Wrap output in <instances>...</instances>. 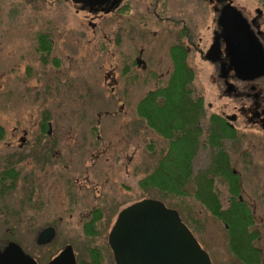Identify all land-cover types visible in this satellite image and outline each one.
<instances>
[{
	"label": "rangeland",
	"instance_id": "rangeland-1",
	"mask_svg": "<svg viewBox=\"0 0 264 264\" xmlns=\"http://www.w3.org/2000/svg\"><path fill=\"white\" fill-rule=\"evenodd\" d=\"M169 1L167 14L189 24L192 22L196 37L201 36L202 46L208 47L213 19L211 7L203 8L198 0ZM149 2L125 0V4L130 5V13H125L128 20L123 22L116 13L87 11L71 0H0V125L5 129V137L0 141V169L14 165L19 173L16 180L7 181L10 187L4 190L5 198L0 200V239L12 234L13 238L23 240L27 249L39 256L41 263L46 262L45 254L51 255L65 242L78 243L76 235L80 229L75 223L77 217L69 219L67 213L60 221L45 218L39 222L28 214L25 173L28 165L40 163L35 159L36 149L47 148L51 154L59 151L57 163H73L79 167L83 160L90 158L92 151L103 148L105 154L96 163L115 165L110 172L117 179L115 187L128 195V201L122 206L117 202L121 199L119 194L110 198L109 208L114 213L109 214L108 224L128 203L156 198L178 211L208 252L211 264H232L229 260L233 254L231 237L225 234L224 224L192 195L167 198L155 190L143 193L138 186L154 171L168 147L167 141L138 117L135 103L148 91L158 88L153 87V83L159 86L167 83L168 48L179 35L178 28L172 26L170 30L167 28L170 25L152 17L151 8H147ZM232 4L246 17L255 15V8L260 7L259 0H232ZM157 11L162 16L166 14L160 7ZM140 17L142 20H138ZM40 32L48 33L52 44L46 64L37 51ZM140 49H143L142 58L148 59L149 73L148 70H134L135 82L132 71L131 76L121 77L125 60L131 64ZM53 59L58 60L57 65ZM188 62L196 73L193 89L203 97L207 112L216 114L224 101L229 102L226 111L231 112L230 101L217 98L211 63L194 51L188 55ZM107 74L118 81L113 89L108 85ZM123 89L129 93L126 99L122 98ZM45 118L46 125L47 122L51 125L50 128L46 126L45 132L50 130V134L42 133L40 127ZM96 124L99 129L94 128ZM246 132L251 141V155L242 159H250L253 164L237 165L236 169L241 175V199L253 212V231L259 235L253 244L262 249L264 259V130L254 125ZM22 136L26 138L23 143L19 141ZM65 157L67 159L63 160ZM197 163L205 164V159ZM219 180H216V187L225 205L227 186ZM61 183L59 179L58 185ZM188 189L192 194V189ZM50 190L57 192L53 186ZM35 203L32 202L31 207H35ZM50 223L58 230L52 247L37 249L31 235H22L26 229L36 230ZM6 230L11 233H5ZM108 231L109 227L106 233ZM103 240L105 237L100 243ZM110 260L112 262L111 255Z\"/></svg>",
	"mask_w": 264,
	"mask_h": 264
},
{
	"label": "flooded vegetation",
	"instance_id": "flooded-vegetation-1",
	"mask_svg": "<svg viewBox=\"0 0 264 264\" xmlns=\"http://www.w3.org/2000/svg\"><path fill=\"white\" fill-rule=\"evenodd\" d=\"M198 2L203 3V8H209L210 6L213 12L211 40L209 46L205 48L202 46V37H196L195 31L192 29V22L189 24V22L187 23L183 19H177L167 14L170 4L169 0H150L147 8H151L152 12L149 11V13L151 12L152 17L159 18V21L170 25V27H167L170 30L174 26L179 30V35L175 37L176 42L170 43L168 48L169 57L167 56V60L169 72L167 83L164 86H159L155 82L152 86L169 87L168 82L175 72V66L178 63L181 65L184 60L196 76L194 69L188 62V55L191 51H194L201 59L211 63L214 67L217 98L220 100L225 98L232 104L231 112L226 111L229 108V102L225 101L216 111V145L221 146L218 150L224 151L231 163L233 172L238 173V176L241 178L236 166L253 164L250 159H242L243 156L251 155L249 153L251 141L248 140V133L246 131L248 127L251 128L254 125L264 130V5L260 3V7L255 8V15L246 17L232 4V0H198ZM228 4L240 12L245 23V28L239 29L236 28V23L231 22V33L237 36H239L238 34L241 35L242 32L250 33L254 40L253 45H250L248 42H244L243 44L239 42L240 44L237 45L238 49L237 47L228 45L227 34L223 29L221 21V16L227 15L225 8H227ZM124 5H126L125 0H108L100 6L86 7L84 9H87V11H105L106 15L116 13L121 16L123 22H127L128 18H125V12L121 11ZM157 7L166 12L165 16L158 13ZM129 13L130 11L127 12V15ZM138 20H142V18L140 17ZM196 38L197 41H195ZM176 46H184L185 54L183 51L176 49ZM142 53L143 49H140L138 54L132 58V66L125 60L120 72L121 77L125 78L126 75L131 76L130 71H132V80L135 82L136 75H134V70H148L149 73L151 68L148 69V59L142 58ZM128 67L130 70L127 69ZM107 76L110 78L108 85L113 89V85L118 81H115L111 74H107ZM193 81L194 79L191 85L181 87H195ZM127 97H129V93L123 89L122 98L126 99ZM138 103L139 100L135 103L136 114V105L138 106ZM244 118L246 120L242 124L241 121ZM46 126L50 128L51 125L47 122ZM94 128L99 129V125L96 124ZM45 133L50 134V130ZM23 134L26 135L27 131H23ZM19 141L25 142V136L20 137ZM36 151L38 155L36 158H33L40 163L28 165V170L25 173L24 196L26 197L25 204L28 205L27 212L30 217L37 218L38 222L45 218L58 219L60 221L66 213L69 219L77 217L75 223L80 229L76 235L78 243L65 242L61 247L52 252L51 255L45 254L44 258L46 262L41 263L38 258L39 256L37 257L29 251L26 244H23V240L20 241L13 238L12 234H10L11 236L3 237L0 239V242L10 240L17 243L37 264H48L67 246L72 247L76 264H115L113 252L108 243L110 230L119 212L124 207L141 199L130 202L120 208L115 214L113 222L108 224L107 219H110L108 216L114 211H111L109 208L110 198H114L116 194H119L121 199L117 202L119 206H122L125 204L128 195L118 192L115 187L117 179L110 173L115 169V165L96 163L105 154L106 149L98 148L96 151H92L89 156L90 158L83 160L84 162L80 163L79 167L73 163H57L56 160L58 158L56 156L61 154L59 151H54L53 154L47 148L43 150L36 149ZM30 155L32 156V154ZM66 159V157L63 158V160ZM69 160H72V158L70 157ZM5 168L11 169L14 168V165L10 167L5 165L0 169V172L5 170ZM59 179H62L61 185H58ZM219 179V181H223V179ZM2 184V180H0V188H2ZM6 184L9 185L7 181ZM51 186L57 188L56 193H52V190H50ZM138 186L140 188V182ZM4 194L5 192L0 191V200L5 198ZM32 202H36L35 207H31ZM107 227H109L108 233H106ZM224 227L225 234L227 235L230 230L227 225H224ZM26 230L25 232L22 231L24 234H19L31 235L37 249L55 245L58 230L52 223L42 225V227L36 230L30 228ZM5 233H11V230H6ZM192 233L197 239L196 234ZM102 237H105V241L103 240V243H100ZM252 249H259V252L243 253ZM232 252L233 254L230 253L232 255L229 258L232 264H264L262 249L252 243L238 244L234 246Z\"/></svg>",
	"mask_w": 264,
	"mask_h": 264
},
{
	"label": "trees",
	"instance_id": "trees-1",
	"mask_svg": "<svg viewBox=\"0 0 264 264\" xmlns=\"http://www.w3.org/2000/svg\"><path fill=\"white\" fill-rule=\"evenodd\" d=\"M259 1L264 5V0ZM129 9L130 5L126 4L121 11L126 13ZM37 39V51L46 64L52 51L50 36L40 32ZM175 48L184 54L186 52L184 46ZM53 62L58 64L57 59H53ZM194 77L193 70L184 60L181 65L178 63L175 66V72L168 82L169 87L150 90L139 100V118L165 139L168 147L159 158L154 171L140 181V189L146 194L155 190L167 198L192 195L214 218L228 226L230 248L234 250V246L238 244H253L259 235L256 230L253 231V212L240 199L241 178L238 173L233 172L224 151L218 150L221 146L216 145V114L207 112L202 96L193 87H181L191 85ZM46 120L47 118L41 121L42 132H45ZM4 137L5 129L0 125V141ZM202 158L205 159V164H196ZM18 174L15 168L3 170L0 175L3 183L0 191L7 190L10 186L6 181L16 180ZM219 178L227 186L228 201L225 205L222 203L219 187H216V180ZM188 188L192 189V194ZM250 251L243 253H258L259 249Z\"/></svg>",
	"mask_w": 264,
	"mask_h": 264
},
{
	"label": "water",
	"instance_id": "water-1",
	"mask_svg": "<svg viewBox=\"0 0 264 264\" xmlns=\"http://www.w3.org/2000/svg\"><path fill=\"white\" fill-rule=\"evenodd\" d=\"M82 8L100 6L108 0H71ZM226 16H221L228 45L235 48L239 42L254 44L250 33L232 34L231 22L236 28H245L240 12L229 5ZM225 36V35H224ZM225 36V37H226ZM238 49V47H237ZM115 264H211L189 227L174 208L159 199L143 198L124 207L118 214L108 236ZM0 264H37L15 242H0ZM48 264H76L73 249L67 246Z\"/></svg>",
	"mask_w": 264,
	"mask_h": 264
}]
</instances>
